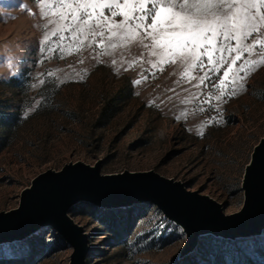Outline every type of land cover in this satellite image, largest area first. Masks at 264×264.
<instances>
[{"label":"rangeland","instance_id":"rangeland-1","mask_svg":"<svg viewBox=\"0 0 264 264\" xmlns=\"http://www.w3.org/2000/svg\"><path fill=\"white\" fill-rule=\"evenodd\" d=\"M77 2L0 0V212L16 208L38 174L78 161L99 162L102 174L153 170L215 200L225 214L239 211L245 166L264 136V21L248 39L225 27L235 16L209 17L193 28L181 15L174 17L178 35H169L167 26L145 35L138 22L119 15L100 29L94 21L73 20L67 4L76 9ZM212 2L235 9L242 0ZM194 3L203 0H189L188 7ZM141 6L134 0L135 8ZM147 7H167V0H150ZM210 31L217 33L218 49L225 43L234 49L222 56L218 51L213 63L199 46V36ZM189 33L197 43L167 46ZM226 34L234 38L225 42ZM257 39L262 43L244 50ZM97 208L76 203L68 212L87 235L86 264H170L178 258L185 233L156 205ZM216 249L224 264L242 257L264 264V230L236 239L202 235L191 253L198 264H213ZM71 253L51 226L0 244V261L69 264Z\"/></svg>","mask_w":264,"mask_h":264},{"label":"water","instance_id":"water-1","mask_svg":"<svg viewBox=\"0 0 264 264\" xmlns=\"http://www.w3.org/2000/svg\"><path fill=\"white\" fill-rule=\"evenodd\" d=\"M245 166L241 209L225 214L221 205L206 195L190 191L184 184L148 171L102 174L81 161L61 170H47L22 190L19 205L0 212V244L29 237L39 228L51 226L72 248L69 264H86L88 239L69 216L79 202L111 209L149 202L171 221L183 227L185 241L178 257L192 252L202 235L224 239L259 235L264 230V136L254 146Z\"/></svg>","mask_w":264,"mask_h":264},{"label":"snow or ice","instance_id":"snow-or-ice-1","mask_svg":"<svg viewBox=\"0 0 264 264\" xmlns=\"http://www.w3.org/2000/svg\"><path fill=\"white\" fill-rule=\"evenodd\" d=\"M142 6L140 8L134 7V0H87L86 3H81L80 0L77 2L76 9H73L72 4H67L66 15L71 17L73 20H79L83 24H89L94 21V27L100 29L105 25L112 26L111 22L115 20L116 16H120L124 22L136 21L139 26L145 28V35H149L148 29H155L157 26L163 28L165 26L173 29L169 35L175 36L179 33L176 29L179 25L174 22V17L183 15V24L185 26H192L193 28H200L201 24L206 21L209 17L223 16L227 19H231L235 16V20L231 25H225L226 28H233L238 32H241L245 39L251 38L254 34L260 30V22L264 21V15H258L259 7L264 4V0H242L239 7L233 8L231 5H225L223 2L220 4H214L212 0H203V4H193L188 7L189 0H182V3H177V0H167V7H154L149 10L147 5L150 0H141ZM173 8L178 9L172 16L169 13ZM106 9L111 11L106 12ZM63 11V10H62ZM149 19L151 23H148ZM103 35V33H99ZM217 33L210 31L208 33L201 34L199 36V46L201 48H207L204 55L207 56L208 63H213L214 55L219 51L221 56L224 51L231 54L234 49L225 43L224 47L217 48ZM234 37L230 35H224V41ZM197 43V38L193 37L192 34H187L184 38L174 44L172 41L167 42L168 47H176L180 49L188 48L190 44ZM262 43L261 40L257 39L244 49L250 51L257 44ZM239 47V43L237 44ZM240 54H237L232 60V67L224 73L225 79H227L232 68L235 67L236 61L239 60ZM184 59H188L187 56ZM134 83H139L136 81ZM165 225L161 223L160 227L163 228ZM178 231L183 233V227L181 226Z\"/></svg>","mask_w":264,"mask_h":264},{"label":"trees","instance_id":"trees-1","mask_svg":"<svg viewBox=\"0 0 264 264\" xmlns=\"http://www.w3.org/2000/svg\"><path fill=\"white\" fill-rule=\"evenodd\" d=\"M78 204L80 206L83 205L91 209L94 207L88 202H79ZM29 261H31V258H27V259L20 258V260L17 258L16 259H3L0 261V264H29ZM170 264H198V263H197V260L194 258L193 254L190 252L189 254L183 257L175 258ZM213 264H224V259L221 256L220 251L217 249L214 250V263ZM237 264H260V263L256 262L254 259L250 257H242V258H239V261Z\"/></svg>","mask_w":264,"mask_h":264},{"label":"bare ground","instance_id":"bare-ground-1","mask_svg":"<svg viewBox=\"0 0 264 264\" xmlns=\"http://www.w3.org/2000/svg\"><path fill=\"white\" fill-rule=\"evenodd\" d=\"M189 254V253H188Z\"/></svg>","mask_w":264,"mask_h":264}]
</instances>
